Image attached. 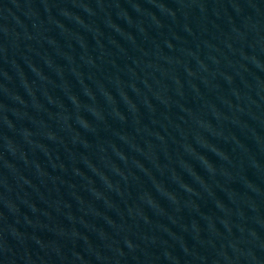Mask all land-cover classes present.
I'll return each mask as SVG.
<instances>
[{
  "label": "water",
  "instance_id": "1",
  "mask_svg": "<svg viewBox=\"0 0 264 264\" xmlns=\"http://www.w3.org/2000/svg\"><path fill=\"white\" fill-rule=\"evenodd\" d=\"M0 264H264V0H0Z\"/></svg>",
  "mask_w": 264,
  "mask_h": 264
}]
</instances>
